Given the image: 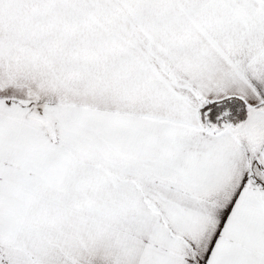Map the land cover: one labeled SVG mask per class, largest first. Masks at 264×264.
Returning a JSON list of instances; mask_svg holds the SVG:
<instances>
[{
    "label": "snow or ice",
    "instance_id": "6c2138e0",
    "mask_svg": "<svg viewBox=\"0 0 264 264\" xmlns=\"http://www.w3.org/2000/svg\"><path fill=\"white\" fill-rule=\"evenodd\" d=\"M0 264H264V0H0Z\"/></svg>",
    "mask_w": 264,
    "mask_h": 264
}]
</instances>
